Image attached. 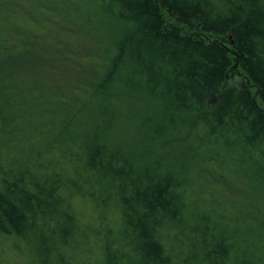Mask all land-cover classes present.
Masks as SVG:
<instances>
[{
  "label": "trees",
  "instance_id": "trees-1",
  "mask_svg": "<svg viewBox=\"0 0 264 264\" xmlns=\"http://www.w3.org/2000/svg\"><path fill=\"white\" fill-rule=\"evenodd\" d=\"M5 2L0 264H264V0H38L102 24L87 92L26 84Z\"/></svg>",
  "mask_w": 264,
  "mask_h": 264
},
{
  "label": "rangeland",
  "instance_id": "rangeland-1",
  "mask_svg": "<svg viewBox=\"0 0 264 264\" xmlns=\"http://www.w3.org/2000/svg\"><path fill=\"white\" fill-rule=\"evenodd\" d=\"M38 7L41 8L38 0H7L5 2V8L11 15L15 14L28 19L23 22L24 25L21 29L16 26L8 27L10 31H14V35L19 30L22 32L20 34L24 35L25 41L21 44L26 46L29 58H22V61L18 63L14 62L15 65L20 64L19 67L25 71L22 72L26 74L23 80L26 81V84L29 82L44 84L46 79L43 80L41 75H35L34 71L38 67H42L49 75V81L68 80V90L79 89L81 92H87L91 83L86 77H92L94 74L87 64H98L102 60L101 55L103 56L108 48L102 41L103 38L106 39L105 34L98 32L99 29L102 31V24L92 17V28L87 29L82 23H76L71 17H68V29H63L64 32H67L68 42H64L63 39L66 37L62 36V41L57 37H52L53 29L52 32L49 29V24L52 22L40 12L36 13L35 9ZM47 9L52 10L51 6ZM72 10L73 4L68 2V11ZM53 11H57V8L54 7ZM28 31L30 32L28 33ZM56 35H58L57 32ZM51 40L54 41L53 45ZM32 73H34L33 76H27ZM203 180L207 185L213 181L210 185L215 189H220L221 185L227 186L225 180L209 179L207 181L205 178Z\"/></svg>",
  "mask_w": 264,
  "mask_h": 264
}]
</instances>
